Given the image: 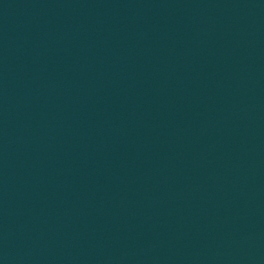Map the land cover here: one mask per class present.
Returning a JSON list of instances; mask_svg holds the SVG:
<instances>
[{
    "label": "water",
    "instance_id": "1",
    "mask_svg": "<svg viewBox=\"0 0 264 264\" xmlns=\"http://www.w3.org/2000/svg\"><path fill=\"white\" fill-rule=\"evenodd\" d=\"M0 264H264V0H0Z\"/></svg>",
    "mask_w": 264,
    "mask_h": 264
}]
</instances>
